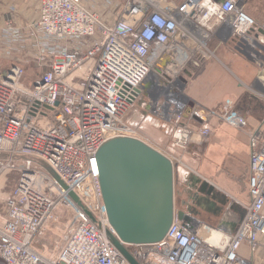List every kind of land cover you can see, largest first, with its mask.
Here are the masks:
<instances>
[{
    "label": "built area",
    "instance_id": "2783aa9c",
    "mask_svg": "<svg viewBox=\"0 0 264 264\" xmlns=\"http://www.w3.org/2000/svg\"><path fill=\"white\" fill-rule=\"evenodd\" d=\"M248 1L36 0L37 17L28 24L5 20L0 57L10 63L0 70V264H130L108 237L117 236L102 202L97 149L115 136L141 139L126 122L137 107L145 120L171 123L170 151L156 149L173 163L175 149L208 136L209 127L196 122L214 117L246 128L229 101L219 112L197 106L186 112L175 96L182 76L165 71L168 63L213 56L215 37L249 57L257 46L264 50V18L259 25L245 9ZM29 64L38 74L25 83ZM248 139L243 214L216 226L174 215L160 241L121 242L134 259L253 264L264 237V130H251ZM203 231L216 233V241Z\"/></svg>",
    "mask_w": 264,
    "mask_h": 264
},
{
    "label": "crops",
    "instance_id": "0c3cea01",
    "mask_svg": "<svg viewBox=\"0 0 264 264\" xmlns=\"http://www.w3.org/2000/svg\"><path fill=\"white\" fill-rule=\"evenodd\" d=\"M246 11L253 16L252 9L248 8ZM36 17V0H0V30L4 28L7 18H12L15 24L22 27ZM253 17L257 18L255 15ZM262 22L257 21L259 25ZM209 45L216 46L217 57L208 58L198 64L189 63L184 67L181 75L184 79L183 92L194 106L206 110L216 109L219 112L225 108V102L229 101L230 108L246 118L247 127L239 130L214 117L207 118V122H202L203 124L195 123L198 126H208L210 132L200 142L201 145H189L188 157L191 155L195 158L192 166H196V175L201 177L200 171L205 173L201 179L212 185L213 191L210 194L201 192L198 183V196L194 200L198 206H177L174 194V207L175 211L181 210L208 226H215L223 219L241 216L244 206L249 202L248 133L251 130H264V50L260 46H254L256 56L249 57L237 52L229 44H220L217 37ZM9 63L10 61L0 57V70H5ZM175 173L174 166V186ZM211 215L218 216L214 225L207 221ZM263 257L264 237H261L253 264H257V261L263 262Z\"/></svg>",
    "mask_w": 264,
    "mask_h": 264
},
{
    "label": "water",
    "instance_id": "95a60500",
    "mask_svg": "<svg viewBox=\"0 0 264 264\" xmlns=\"http://www.w3.org/2000/svg\"><path fill=\"white\" fill-rule=\"evenodd\" d=\"M184 79L179 82L177 99L194 104L183 93ZM148 85H143L145 92ZM99 185L107 219L117 237L108 234L111 243L129 261L140 264L121 244H148L160 241L174 215L186 217L174 207V164L161 151L145 141L130 136L105 140L96 152ZM61 185H65L61 182ZM200 191L210 194L213 186L202 181ZM69 195L78 203V198Z\"/></svg>",
    "mask_w": 264,
    "mask_h": 264
},
{
    "label": "rangeland",
    "instance_id": "374dc122",
    "mask_svg": "<svg viewBox=\"0 0 264 264\" xmlns=\"http://www.w3.org/2000/svg\"><path fill=\"white\" fill-rule=\"evenodd\" d=\"M246 5H248V6H245L246 10L248 8L252 9L254 11V12L252 11L253 16L255 15L257 17L255 19L259 23L262 22L264 18V2L262 0H250ZM209 47L211 51L213 52V56H211L210 58H216L218 55L216 46L210 45ZM6 63L7 62H4V64ZM184 66L187 67V64H185ZM37 74H38V71H36L35 67L32 64H29L28 66H26V68H24L23 81L25 83H29L30 80L33 77H35ZM182 74H183V70H180L177 76L179 77ZM25 86H28V85L25 84ZM183 90L184 88L182 89V91ZM141 109L142 108L137 107L135 111L134 110L129 111L127 113L128 116L126 117V122L135 129L136 134L141 139L146 141L152 147L158 148L161 151H167V150L170 151V148L172 147L171 146L172 144L171 136H170V129H171L170 124L171 123H168L162 120L161 118L151 119V121L145 120L141 113ZM201 109H204V108H201ZM210 111L217 112L216 109L210 110ZM193 143L194 142H191L190 144L193 145ZM190 144H188V146L184 149L174 150V151L177 150L176 154L178 155V159L175 161V165H174L175 172H176L175 173L176 180H175V186H174V191H175L174 194H175L177 206L180 204H182L183 206L187 205V207L198 206V204L197 203L195 204L194 202V200H196L198 196L197 195L198 193L196 190L198 187V183L202 182V179H201L202 175L203 176L206 175L202 171H200L202 174L201 177L198 174L196 175L195 173L196 166H192L193 165L192 162H195L193 161V159L195 158L191 155L188 157V153H189L188 147ZM200 145L198 147H200ZM195 157L200 159L199 156L198 157L195 156ZM211 181L215 182L214 180H211ZM217 217H214L213 215H211L209 216V219H207V221H209V223H212L214 225ZM261 260H263V262L257 261V264H264V257L261 258Z\"/></svg>",
    "mask_w": 264,
    "mask_h": 264
},
{
    "label": "bare ground",
    "instance_id": "6f19581e",
    "mask_svg": "<svg viewBox=\"0 0 264 264\" xmlns=\"http://www.w3.org/2000/svg\"><path fill=\"white\" fill-rule=\"evenodd\" d=\"M168 67H166V75L170 76L172 75V77H174L181 69L184 68V65L182 64H176V63H168ZM182 108V104L181 103H175L174 105V109H181ZM185 109V108H184ZM216 233H212L211 235L206 234L205 232L202 233L203 237L208 239L209 241H216L217 237L215 235Z\"/></svg>",
    "mask_w": 264,
    "mask_h": 264
}]
</instances>
